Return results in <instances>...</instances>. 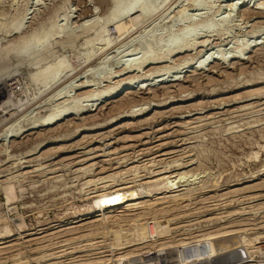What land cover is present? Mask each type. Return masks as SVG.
I'll list each match as a JSON object with an SVG mask.
<instances>
[{
    "label": "rangeland",
    "instance_id": "rangeland-1",
    "mask_svg": "<svg viewBox=\"0 0 264 264\" xmlns=\"http://www.w3.org/2000/svg\"><path fill=\"white\" fill-rule=\"evenodd\" d=\"M257 2L264 0H160L146 16L128 15L122 33L114 0H0V92L9 101L0 112V264L96 257L111 264L133 246L148 250L137 246L144 242L174 237L173 247L228 231L255 239L238 241L249 250L264 242V5ZM179 35L188 40L176 47L186 49L171 56L167 45ZM60 60L69 69L61 79ZM188 62L196 65L180 82H158ZM149 74L152 87L92 106L96 95ZM65 105L80 112L41 134L29 130ZM128 112L135 117L116 121ZM138 197L143 203L104 214L96 226L72 224L96 204ZM135 227L148 236L139 243Z\"/></svg>",
    "mask_w": 264,
    "mask_h": 264
},
{
    "label": "bare ground",
    "instance_id": "bare-ground-1",
    "mask_svg": "<svg viewBox=\"0 0 264 264\" xmlns=\"http://www.w3.org/2000/svg\"><path fill=\"white\" fill-rule=\"evenodd\" d=\"M99 1H102V0H99ZM115 1V6H114V11H113V14L112 15H114L115 17H113V19H115V20H117L116 21V23L118 24V29L119 30H121V29H123L121 32L123 33L124 32V29H125V31H126V27H127V24H126V21H127V17H128V15H130L132 12H140L141 14H143L144 16H146V15H148V13L152 10V9H154L155 10V6H157V4L159 3V1L160 0H131V2H129V3H127V5L126 6H120L118 3L116 4V2L118 1H120V0H114ZM258 1V0H257ZM162 2V1H161ZM160 2V3H161ZM164 2V1H163ZM162 2V3H163ZM198 2V1H197ZM252 2V1H251ZM254 2H256V0H254ZM245 3V2H244ZM164 4V3H163ZM251 4V3H250ZM159 5H161V4H159ZM255 5H256V9H259V8H261L260 6H262L263 7V5H264V3H259V2H257V3H255ZM259 5V6H258ZM249 7V6H248ZM259 7V8H258ZM156 8H158V6L156 7ZM171 8V7H170ZM154 10H152V12L154 11ZM171 10V9H170ZM67 11V10H66ZM183 11H185V10H183ZM182 11V12H183ZM235 11V10H234ZM169 12V11H168ZM1 14V13H0ZM150 14V13H149ZM169 14V13H168ZM183 14L184 13H182V16H183ZM153 15V14H152ZM180 15V14H179ZM56 16V15H55ZM142 16V15H141ZM143 16V17H144ZM181 16V17H182ZM19 18V17H18ZM25 18V17H24ZM21 19V18H20ZM37 19H39V18H37ZM57 19V18H56ZM24 20V19H23ZM22 20V21H23ZM46 20H48V18L46 17ZM143 20V19H142ZM166 20V19H165ZM168 20V19H167ZM39 21V20H38ZM90 21V20H89ZM141 21V20H140ZM180 21V20H179ZM183 21V20H182ZM31 22V21H30ZM35 22V21H34ZM46 22V21H45ZM57 23V22H56ZM88 23V22H87ZM138 23H139V20H138ZM183 23V22H182ZM44 23L42 22V25H43ZM85 24V23H84ZM22 25H23V22H22ZM21 25V26H22ZM31 25V24H30ZM41 25V22H39L38 24H37V26H40ZM53 25V24H52ZM87 25H89V24H87ZM94 25V24H93ZM179 25V24H178ZM194 25V24H193ZM219 25V24H218ZM29 26V25H28ZM43 26H45V24L43 25ZM42 26V27H43ZM54 26V25H53ZM91 26V25H90ZM204 27V26H203ZM202 27V28H203ZM208 27V26H207ZM51 27H49V30L51 31V29H50ZM150 28V27H149ZM39 29V28H38ZM37 29V30H38ZM40 29H41V26H40ZM57 29V28H56ZM148 29V28H147ZM158 29V28H157ZM204 29H206L207 30V28H205L204 27ZM33 30H36V29H33ZM36 30V31H37ZM42 30V29H41ZM40 30V31H41ZM72 30V29H71ZM118 30V32L119 33H121L120 31ZM144 30V29H143ZM151 30V29H150ZM195 30H197V29H195ZM194 30V31H195ZM58 31V30H57ZM198 31V30H197ZM201 32H202V30H200ZM208 31H209V28H208ZM207 31V32H208ZM38 32V31H37ZM64 32V31H63ZM70 32H72V31H70ZM117 32V33H118ZM131 32V31H130ZM205 32V31H204ZM203 32V33H204ZM41 33H42V31H41ZM48 33V32H47ZM51 33H53V34H55V33H57V32H51ZM50 33V35H52ZM58 33H59V31H58ZM57 33V34H58ZM74 33V32H73ZM125 33V32H124ZM139 33V32H138ZM193 33V34H192ZM191 34L192 35H194V33H198V32H192ZM30 34V33H29ZM32 34H34V31L31 33V35ZM40 34V33H39ZM61 34V33H60ZM66 34V33H65ZM70 34V33H69ZM191 34H190V36H191ZM201 33H199L198 35H200ZM209 34V33H208ZM36 35V34H35ZM38 35V34H37ZM37 35H36V37H37ZM102 36L104 35V34H101ZM122 35V34H121ZM138 35V34H137ZM150 35V34H149ZM202 35V34H201ZM30 36V35H29ZM29 36L27 37L28 38V41L30 40L29 39ZM53 36V35H52ZM52 36H50L51 38H52ZM55 36V35H54ZM66 36V35H65ZM68 36V35H67ZM123 36V35H122ZM152 36V35H151ZM195 36H196V34H195ZM258 36V35H257ZM25 37V36H24ZM35 37V38H36ZM40 37H41V35H40ZM46 37V36H45ZM142 37H143V35H142ZM193 37V36H192ZM203 37V36H202ZM210 37V36H209ZM254 37V36H253ZM38 38H39V36H38ZM38 38H36L37 40H38ZM136 38V37H135ZM147 38V37H146ZM196 38V37H195ZM194 38V40H196ZM201 38V37H200ZM32 39H34V36H33V38ZM40 39V38H39ZM110 39V38H109ZM174 39V38H173ZM191 39H193V38H191ZM190 39V42H192V40ZM104 40H106V39H104ZM139 40V39H138ZM184 40H188V38L186 39L185 38V35H179L178 36V38L175 40H172L170 43V45H167V46H171V48L172 49H170V50H168V48H167V50H168V52H169V54L172 56V53L173 54H175V55H180V54H182L183 53V50L184 49H186L185 47H182L183 45V43H184ZM20 41H21V39H20ZM39 41V40H38ZM41 41V40H40ZM39 41V42H40ZM107 41V40H106ZM119 41V40H118ZM144 41H145V39H144ZM264 41V40H263ZM10 42V41H9ZM19 42V41H18ZM22 42V41H21ZM25 42V41H24ZM34 42H35V39H34ZM33 42V43H34ZM42 42V41H41ZM40 42V43H41ZM143 42V41H142ZM156 42V41H155ZM183 42V43H182ZM187 42V41H186ZM206 42V41H205ZM255 42V41H254ZM20 43V42H19ZM26 43V42H25ZM25 43H23L22 42V46L23 45H26ZM31 43V42H30ZM180 43H182L181 44V46L179 47H176L177 45H180ZM196 43V42H195ZM202 43V42H201ZM257 43H259V42H257ZM18 44V43H17ZM32 44V43H31ZM101 44V43H100ZM149 44V43H148ZM204 44V43H203ZM254 44V43H253ZM252 44V45H253ZM260 44V43H259ZM49 45V44H48ZM48 45H47V47H48ZM188 45V44H187ZM187 45H186V47H187ZM197 45H199V44H197ZM196 45V46H197ZM205 45V44H204ZM255 45V44H254ZM258 45V44H257ZM11 46V45H10ZM19 46V45H18ZM21 46V45H20ZM19 46V47H20ZM28 46H30V44H29V42L27 43V45L25 46V47H27L28 48ZM149 46V45H148ZM152 46V45H151ZM166 46V47H167ZM174 46H175V48H174ZM192 46H194V45H192ZM248 46H251V44L250 45H248ZM2 47V46H1ZM24 47V48H25ZM51 47V46H50ZM110 47V46H109ZM145 47V46H144ZM154 47H155V45H154ZM252 47H254V46H252ZM15 48V47H14ZM23 48V47H22ZM27 48H25V49H27ZM52 48V47H51ZM182 48H184V49H182ZM9 49V48H8ZM16 49V48H15ZM18 49V48H17ZM24 49V50H25ZM137 49V48H136ZM188 49V48H187ZM208 49V48H207ZM248 48L246 47V50H247ZM249 49H251V48H249ZM253 49V48H252ZM47 50V49H46ZM130 50H132V48L130 49ZM210 50V49H209ZM50 51V50H49ZM92 51V50H91ZM100 51V50H99ZM141 51V50H140ZM40 52V51H39ZM129 52V51H128ZM151 52V51H150ZM153 52V51H152ZM251 52V51H250ZM127 53V52H126ZM131 53V52H130ZM185 53H186V51H185ZM239 53V52H238ZM247 53H248V50H247ZM92 54V53H91ZM241 54H243L244 55V53L242 52V53H240L239 54V57H237L238 59H240V55ZM116 55V54H115ZM118 55V54H117ZM169 55V56H170ZM216 55V54H215ZM92 56V55H91ZM95 56V55H94ZM93 56V57H94ZM147 56V55H146ZM200 56V55H199ZM108 57V56H107ZM166 57V56H165ZM210 57V56H209ZM248 57V56H247ZM5 58V57H4ZM148 58V57H147ZM217 58L218 57H216V60H217ZM3 58L2 57H0V60H2ZM91 59V58H90ZM115 59V58H114ZM140 59V58H139ZM152 60L151 61H149L148 63L146 62V64L148 65H150V64H152L153 65V63L155 64V62H154V58H151ZM189 59V58H188ZM206 59H208V58H206ZM212 59V58H211ZM214 59H215V57H214ZM222 59H224V58H222ZM246 59V58H245ZM133 60V59H132ZM131 60V61H132ZM134 60L137 62V58L135 59L134 58ZM150 60V59H149ZM157 60V59H156ZM209 60V59H208ZM207 60V61H208ZM130 61V60H129ZM143 61H144V59L142 60V62L141 63H143ZM145 61H148V59L146 60L145 59ZM2 62V61H1ZM63 62L64 61H62V60H60L57 64H56V68H55V72H56V74H57V78H59V77H61L62 76V78H63V75H66V74H68V72H69V69H67V67L66 66H64V64H63ZM184 62V61H183ZM186 62V61H185ZM191 62V61H190ZM201 62V61H200ZM204 62V61H203ZM203 62H201L202 64H203ZM129 63V62H128ZM158 63V62H157ZM194 63V62H193ZM189 64V62H188V64H186L183 68L181 67L180 69L178 68V70H177V72H176V74H177V76H173V78L174 79H172V80H168L166 77H165V79L163 78V80H160V79H162V78H159L158 80V82L159 83H164V82H169V83H176V81H179V79L182 77L181 75L183 74V73H188L189 72V70H187L188 68H193V66H195L196 64ZM200 63V64H201ZM144 64H145V62H144ZM145 64V65H146ZM205 64H207V63H205L204 62V64L203 65H205ZM135 65V64H134ZM139 65H141L140 64V62H139ZM138 65V62H137V66H139ZM146 65V66H147ZM197 65H199L198 63H197ZM127 66V65H126ZM136 66V65H135ZM144 66V65H143ZM103 67V66H102ZM179 67V66H178ZM200 67H202V65H199V68ZM128 68H130V67H128ZM138 68H140V67H137V69ZM142 68V67H141ZM198 68V67H197ZM196 68V69H197ZM198 68V69H199ZM132 69H134V70H136L135 69V67L134 68H132ZM131 69V71L133 72V70ZM106 70V69H105ZM168 70V69H167ZM91 71V70H90ZM111 71V70H110ZM104 72V71H103ZM122 72H126V74H129V72H130V70L128 71V69H126L125 71H122ZM120 73L121 75H123V74H125V73ZM138 72V71H137ZM152 72H154V71H152ZM157 72V71H156ZM161 72H163V71H161ZM170 72V71H169ZM168 72V73H169ZM150 73V72H149ZM155 73V72H154ZM166 73V72H165ZM164 73V74H165ZM170 73H172V72H170ZM86 74V73H85ZM95 74V73H94ZM102 74V73H101ZM137 74V73H136ZM160 74V73H159ZM163 74V75H164ZM167 74V73H166ZM146 75V74H145ZM153 75V74H152ZM70 76V75H69ZM68 76V77H69ZM84 76V75H83ZM111 76V75H110ZM109 76V77H110ZM116 76V75H115ZM150 76H151V74H149V75H147V76H143V77H141V76H135V78L133 77V79H131L130 81H124V82H122V84H120L118 87H116L115 89H113V90H111V91H109L108 93H106L105 92V94H102V95H98L99 97H97V95H96V98H95V96H94V98L95 99H90L92 102H94V104L92 105L93 107H94V105L96 104V105H99V104H105V103H109V102H113V101H115V100H119V99H121L123 96H125V95H129V94H133V93H137V92H139L140 90H145L146 88H148V87H150L151 86V84H148V82L151 80L150 79ZM154 76V75H153ZM153 76H151V78L153 77ZM161 76V75H160ZM155 77H156V75H155ZM172 77V76H171ZM186 77V76H185ZM184 77V78H185ZM154 78V77H153ZM183 78V77H182ZM59 79H61V78H59ZM55 80V79H54ZM57 80V79H56ZM50 81V80H49ZM154 81V80H153ZM58 82V81H57ZM96 82V81H95ZM156 82V81H155ZM180 82V81H179ZM59 83V82H58ZM48 84V83H47ZM87 84V83H86ZM86 84H85V86H86ZM91 84V83H90ZM155 84V83H154ZM50 85V84H49ZM79 85V84H78ZM83 86V85H82ZM88 86V85H87ZM90 86V85H89ZM154 86V85H153ZM163 86V85H162ZM168 86V85H167ZM46 87V86H45ZM80 88H81V86H79ZM152 87V86H151ZM159 87V86H158ZM166 87V86H165ZM165 87H162V88H165ZM84 88V87H83ZM157 88V87H156ZM167 88V87H166ZM62 89V88H61ZM76 89V88H75ZM150 90H152V89H150ZM154 90V89H153ZM63 94V93H62ZM62 94H60V95H62ZM65 94V93H64ZM71 94V93H70ZM92 94V93H91ZM59 95V96H60ZM66 95V94H65ZM58 96V97H59ZM89 96H90V94H89ZM88 96V97H89ZM3 96H1V92H0V112L2 111V110H4L5 109V107H6V105H8V100H5V99H3L2 98ZM66 97V96H65ZM69 97V96H68ZM88 97H86V98H88ZM85 98V99H86ZM60 99V98H59ZM70 99V98H69ZM72 99H73V97H72ZM89 99V98H88ZM88 99H86V100H88ZM10 100V99H9ZM58 100V99H57ZM71 100V99H70ZM68 101V100H67ZM65 102H66V100H65ZM75 102V101H74ZM73 102V103H74ZM84 102V101H83ZM60 103V102H59ZM63 103V102H62ZM72 103V102H71ZM77 104V103H76ZM80 104H81V102H80ZM66 106V105H65ZM73 106V105H72ZM71 107V106H70ZM89 107H91V106H89ZM96 107V106H95ZM67 108V109H66ZM66 108H65V110L63 109L61 112H59V113H55L56 115H51V117H48V119L46 120V119H44L45 121L44 122H42V123H40V124H38V123H34V124H32V125H34V126H36L35 124H38L36 127H32L31 129H29V130H31V131H35V130H37V132H38V129H47V128H51V127H54V126H56L57 127V124L59 123V122H61V121H63L66 117H68V116H72V115H74L75 113L76 114H78V112H80V111H77V110H79V108H74V107H72V108H70V109H68V107L66 106ZM74 108V109H73ZM84 107H82V109H83ZM151 108V107H150ZM54 109V108H53ZM52 109V110H53ZM81 109V110H82ZM85 109V108H84ZM86 109H87V107H86ZM6 110V109H5ZM149 110V109H148ZM8 111V110H7ZM44 111V110H43ZM5 112V111H4ZM53 112V111H52ZM145 111H143V113H144ZM7 113V112H6ZM136 113V112H135ZM134 112H133V114L134 115H131V114H129V112L128 113H126L125 115H124V113H123V115L121 114V116H118L117 117V119H116V121L117 122H119L120 123V121H122L123 120V118H133V117H135V114ZM141 113V112H140ZM139 114V113H138ZM12 116V115H11ZM53 116V117H52ZM25 117V116H24ZM22 119V118H21ZM31 119V118H30ZM42 119V118H41ZM148 119V118H147ZM39 120V119H38ZM115 120V119H114ZM2 121V120H1ZM30 121V120H29ZM34 121V120H33ZM43 121V120H42ZM124 121V120H123ZM40 122H41V120H40ZM114 122V121H113ZM1 123V122H0ZM21 123V122H20ZM15 124V123H14ZM14 126V125H13ZM16 126V125H15ZM59 126H60V124H59ZM12 127V126H11ZM26 127V126H25ZM27 127H28V125H27ZM26 127V128H27ZM8 128H9V126H8ZM7 128V129H8ZM21 128V127H20ZM19 128V129H20ZM123 128V127H122ZM6 129V130H7ZM25 129V128H24ZM53 129V128H52ZM9 130H11L10 128H9ZM9 130H7V131H9ZM12 131H14V129L12 130ZM18 131V130H17ZM33 131V132H34ZM46 131V130H45ZM2 132H3V130H2ZM16 132V131H15ZM32 132V133H33ZM40 132V131H39ZM38 132V133H39ZM42 132V131H41ZM123 132V131H122ZM13 133V132H12ZM21 133H22V131H21ZM36 133V132H35ZM45 133V132H44ZM124 133V132H123ZM129 133V132H128ZM4 135H5V133H3ZM17 134V133H16ZM15 133L13 134V135H16ZM39 134H41V133H39ZM119 134H120V132H119ZM122 134V133H121ZM12 134H7V137L8 136H10L11 138L12 137H14V136H11ZM123 135V134H122ZM130 135V134H129ZM3 136V135H2ZM121 136V135H120ZM1 137V136H0ZM5 137V136H4ZM16 137V136H15ZM39 137V136H38ZM129 137V136H128ZM6 138V137H5ZM120 138V137H119ZM129 139H132V138H129ZM6 140V139H5ZM4 140V141H5ZM11 142V141H10ZM13 143V142H12ZM15 143V142H14ZM46 143V142H45ZM2 145H4V144H2ZM6 145V144H5ZM1 146V145H0ZM81 155V154H80ZM85 156V155H84ZM87 157V156H86ZM78 158V157H77ZM80 159V158H79ZM73 160V159H72ZM101 162H103V161H101ZM97 164V163H96ZM124 172V171H123ZM178 178V177H177ZM174 182H176L175 180H174ZM174 182L171 184L172 186H171V189L170 190H173L172 192H169V193H173L174 191H175V189H177V186H175L174 185ZM181 182V181H180ZM168 184H170V183H168ZM254 185V184H253ZM169 187H170V185H169ZM168 187V188H169ZM180 189V188H179ZM178 192H179V190H178ZM101 197V196H100ZM148 197V196H147ZM102 198H104V195L101 197V198H99V199H102ZM143 198V197H142ZM142 200L143 199H141V197L139 198H129L127 201L126 200H124V201H122L121 203H118V204H111V203H109L110 205L109 206H104L103 204H96V210H94V211H92L91 213H86V214H81V215H79L77 218H75L76 220L75 221H73V223L72 224H79V226L80 227H85L86 229L88 228V227H93L94 225L96 226V224H98L99 223V218L101 217V216H103L104 214H107V215H109L110 213H117L118 214V210H117V208L118 209H128V208H131V209H134L136 206H138V205H140L141 203H143L142 202ZM98 203V202H97ZM145 203V202H144ZM89 210V209H88ZM116 211H118V212H116ZM124 211V210H123ZM123 211H121V212H123ZM131 211H133V210H131ZM120 213V212H119ZM106 215V216H107ZM118 216V215H117ZM116 219H117V217H115ZM74 219V218H73ZM119 219V218H118ZM90 220V221H89ZM88 221V222H87ZM63 222V221H62ZM69 223V222H68ZM232 223V222H231ZM235 224V223H234ZM233 224V225H234ZM74 225V226H75ZM232 225V226H233ZM69 226V225H68ZM105 226H106V224H105ZM67 227V226H66ZM73 226H71V228H72ZM77 227V226H76ZM223 227V226H222ZM6 228V227H5ZM70 228V227H69ZM75 228V227H74ZM89 228V229H90ZM226 228V227H225ZM220 229V228H219ZM227 229V228H226ZM5 230V229H4ZM52 230V229H51ZM62 230V229H61ZM64 230V229H63ZM70 230H71V234H72V230L73 229H69V232H70ZM79 231H80V229H78ZM6 231V230H5ZM58 231H59V229H58ZM74 231H75V229H74ZM85 230L83 229V232H84ZM245 231V230H244ZM248 231V230H247ZM65 232V231H64ZM68 232V233H69ZM75 232H77V231H75ZM74 232V234H76ZM81 232V231H80ZM215 232V231H214ZM230 234H232V232H230V231H228ZM227 232V234H226V232L224 233L225 235H228L229 233ZM9 233V232H8ZM49 233V232H48ZM53 233V232H52ZM67 233V234H68ZM206 233V232H205ZM208 233V232H207ZM240 233V232H239ZM7 234V233H6ZM162 233L160 232V233H158V234H151V236H153V238L154 237H157V236H159L160 235V237L162 236H164L163 234L161 235ZM223 234V233H222ZM224 234H223V236L220 234V237H215V236H217V234H210V235H207V234H205V236H199L200 238H197L196 239V237L195 238H193V240H191V241H187V242H184V241H182V240H180V242H178V245H186V247H187V249L189 250V253H190V255L194 258V257H205V258H211V257H213V256H216V255H218V254H220V253H225V252H228V251H236V250H238V251H244V252H246V253H248V255H249V258H251V257H253V255H254V253L255 252H257L258 251V247H256V249H254V250H249V249H246V248H244L243 246H244V244H245V246H249V244L252 242V241H254L253 239H251V237L248 235V234H246L245 232H241V236H240V239L241 240H239V238L237 239V237L235 238V237H233V236H235V235H233V236H230V234L228 235V236H224ZM233 234H236V232L234 231V233ZM8 235H10V234H8ZM7 235V236H8ZM56 235V234H55ZM65 235V234H64ZM69 235H70V233H69ZM207 235V236H206ZM238 235V234H237ZM132 236H134V237H136L134 240H133V242L135 241V242H138V241H140V240H142L145 236H144V234H143V232H142V230L140 229V228H138V227H135L134 228V234L132 235ZM219 236V235H218ZM257 236V235H256ZM146 237H148V236H146ZM159 237V238H160ZM165 237H166V235H165ZM164 237V238H165ZM261 237H264V235H262V236H260L259 235V238L260 239H264V238H261ZM158 238V237H157ZM163 238V239H164ZM174 238V237H173ZM173 238H171L172 240H169V239H167V237L165 238V240H160V241H157V239L156 238H154V239H156V240H153V241H150L149 243H146V242H144L143 244L141 243L140 245H137V246H144V245H146V246H144L146 249H162V248H165V246H167L168 244H170L169 246H171V244H173ZM182 238V237H181ZM253 238V237H252ZM254 238H256V237H254ZM179 239V238H178ZM195 239V240H194ZM169 240V241H168ZM184 240H185V237H184ZM257 240H258V238H257ZM0 241H5V238H0ZM147 241V240H146ZM154 241H156V242H154ZM175 241H177V240H175ZM238 241H241V242H243L242 243V245L243 246H238ZM256 241V240H255ZM259 242H260V240H258ZM129 242H131V241H129ZM141 242V241H140ZM5 242H3V243H0V245H2V244H4ZM139 243V242H138ZM255 244L257 243V242H254ZM253 243V244H254ZM262 243V242H261ZM252 244V243H251ZM178 245H172L173 247L175 246H178ZM134 247H136V246H133V247H131V248H129V249H125L126 251H124V252H121L120 254H119V256L117 257V259H115L116 260V263H120L121 261H122V259L124 260V259H126V258H128V257H131V256H133L134 254H136V252H137V250L139 249V248H134ZM145 248H143V249H145ZM167 248H168V246H167ZM171 248V247H170ZM3 250V249H2ZM138 251H140V249L138 250ZM117 256V255H116ZM83 257V256H82ZM76 260V259H75ZM104 257H96V258H93V259H91V258H86V259H81V258H79V260L77 259L74 263H69V264H102L103 262H105V261H107L108 262V260H104ZM121 260V261H120ZM16 261V260H15ZM74 261V260H73ZM120 261V262H119ZM70 262V261H69ZM115 262V261H114ZM22 263V262H21ZM27 263V262H26ZM68 263V262H67ZM106 263V262H105ZM104 263V264H105ZM20 264V263H19Z\"/></svg>",
    "mask_w": 264,
    "mask_h": 264
},
{
    "label": "built area",
    "instance_id": "built-area-1",
    "mask_svg": "<svg viewBox=\"0 0 264 264\" xmlns=\"http://www.w3.org/2000/svg\"><path fill=\"white\" fill-rule=\"evenodd\" d=\"M258 251L249 258L244 251H228L211 258L192 257L186 245L162 249H148L139 251L120 263L111 264H264V242L255 244Z\"/></svg>",
    "mask_w": 264,
    "mask_h": 264
}]
</instances>
